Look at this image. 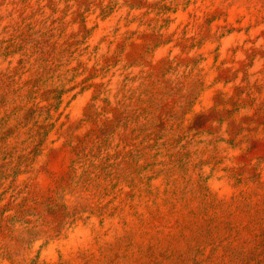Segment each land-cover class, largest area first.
<instances>
[{"label": "rangeland", "instance_id": "rangeland-1", "mask_svg": "<svg viewBox=\"0 0 264 264\" xmlns=\"http://www.w3.org/2000/svg\"><path fill=\"white\" fill-rule=\"evenodd\" d=\"M0 264H264V0H0Z\"/></svg>", "mask_w": 264, "mask_h": 264}, {"label": "bare ground", "instance_id": "bare-ground-1", "mask_svg": "<svg viewBox=\"0 0 264 264\" xmlns=\"http://www.w3.org/2000/svg\"><path fill=\"white\" fill-rule=\"evenodd\" d=\"M221 1V0H220ZM226 2V1H225ZM239 3V2H238ZM243 3V2H242ZM231 5V4H230ZM205 7V6H204ZM226 7V6H225ZM209 8V7H208ZM204 10V9H203ZM209 13V12H208ZM189 14H190V12H189ZM227 14V13H226ZM232 16H233V18L234 17H236V13L235 12H233L232 14H231ZM240 15V14H239ZM181 16H183V17H186L187 16V13L186 12H182L181 13ZM244 16V15H243ZM208 18V17H207ZM226 18V17H225ZM237 18V17H236ZM184 19V18H183ZM238 20V19H237ZM257 20V19H256ZM189 21V20H188ZM148 22V21H147ZM219 22H221V21H219ZM192 23V22H191ZM230 24V23H229ZM227 25V24H226ZM216 27H218L217 25H214V29L216 28ZM216 30V29H215ZM198 32V31H197ZM256 35V34H255ZM230 36H232V35H230ZM248 38H250V37H248ZM251 39V38H250ZM249 39V40H250ZM243 40V37L242 36H240V35H235V36H233V37H230V38H228V39H226L225 41H223V45H222V50H223V52L225 53V54H228V52H230L229 50L232 48V46H233V44L234 43H238V42H241ZM245 40V39H244ZM212 42H213V38L211 37L210 39H209V41L207 42V44L205 45V50L206 51H209L210 49H211V47H212ZM252 42V41H251ZM112 48V47H111ZM165 50V49H164ZM162 53H164V51L162 50V49H160L159 50V54H162ZM208 67V66H207ZM213 86V85H212ZM211 87V86H210ZM207 90V89H206ZM204 91V90H203ZM209 92V91H208ZM206 93H207V91H206ZM208 94V93H207ZM210 95V94H209ZM230 150V149H229ZM146 183V182H145ZM221 188V191H223L224 193H228V192H230L231 190H230V187H228L226 184H222V186H220ZM214 190V189H213ZM216 197V196H215ZM109 199V198H108ZM101 223V222H100ZM110 233V232H109ZM89 232H88V230H86V229H82V228H79L78 229V231L76 232V233H74V234H70V237H69V240H68V243H69V245L70 244H75V243H77V242H80V241H87L88 239H89ZM59 243H61V241H59ZM67 243V244H68ZM38 249V248H37Z\"/></svg>", "mask_w": 264, "mask_h": 264}]
</instances>
